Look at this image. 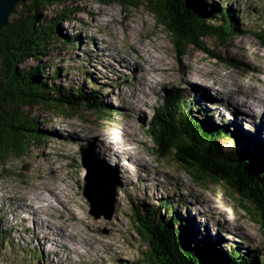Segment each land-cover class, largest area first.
Masks as SVG:
<instances>
[{
    "label": "rangeland",
    "instance_id": "1",
    "mask_svg": "<svg viewBox=\"0 0 264 264\" xmlns=\"http://www.w3.org/2000/svg\"><path fill=\"white\" fill-rule=\"evenodd\" d=\"M214 1L233 6L237 32L225 42L202 37L214 54L191 45L182 56L144 6L103 0L47 5L48 18L77 7L60 22L62 33L75 36L77 45L49 47L40 60L47 63L46 73L60 68V82H82L77 68L84 66L92 81L87 87L95 84L103 104L113 108L103 115L87 110L61 117L43 105L29 108L52 133L43 145L0 160V264H18L35 250L43 254L42 264L136 262L151 245L132 219L135 204L158 206L165 198L193 217L194 235L222 233L227 242L241 243L243 250L258 247L264 254L262 216L254 205L246 201L244 210L231 197L218 196L224 185L198 182L174 156L162 155L152 130L159 104L181 93L210 107L216 113L210 120L233 123L264 145V49L256 36L245 33L264 29V0ZM37 61L29 58L23 65ZM105 147L114 160L106 158ZM119 155L138 161L130 170ZM105 179L113 189L112 209L99 195Z\"/></svg>",
    "mask_w": 264,
    "mask_h": 264
},
{
    "label": "trees",
    "instance_id": "2",
    "mask_svg": "<svg viewBox=\"0 0 264 264\" xmlns=\"http://www.w3.org/2000/svg\"><path fill=\"white\" fill-rule=\"evenodd\" d=\"M25 1L13 8L7 23L0 29V160L21 156L31 145H43L51 136L52 132L40 127L38 118L29 108L43 105L57 117L87 110L103 115L113 108L103 104L95 84L87 87L86 82L92 81L84 66L77 68L83 73L82 82L62 83L59 81L62 70L56 68L46 73L47 63L40 61L48 56L49 47L61 48L57 43L77 45L75 36L64 35L60 29L61 17L68 20L77 7L48 18L44 15L47 5L58 0ZM103 1L119 3L125 8L146 7L155 15L157 24L163 26L180 56L185 55L191 45L214 54L201 38L215 35L225 42L238 30L230 3L214 0ZM245 33L256 36L264 49V29H247ZM215 55L226 61L219 53ZM29 58L38 61L23 65ZM167 98L165 104H159V115L152 125L154 136L162 143V155L174 156L204 185L211 181L224 185L218 196L231 197L240 208L247 210L244 200H239L232 188L220 179H232L242 186L241 191L253 201L262 216L261 245L264 247L263 143L246 137L233 123L210 120L216 113L208 110V106L204 109L192 97L172 93ZM213 135L222 142V147ZM188 142L198 148L200 157L194 155L195 151L181 148ZM135 207L138 211L132 214L135 226L153 248L149 246L141 251L136 262L123 264H264V254L258 247L243 250L241 243L227 242L222 233L210 237L207 230H198L197 236L194 235L193 217L188 211L181 214L168 198L162 199L158 206L140 208L135 204ZM2 231L0 225V233ZM42 259L43 254L35 250L27 253L24 261L18 264H42Z\"/></svg>",
    "mask_w": 264,
    "mask_h": 264
},
{
    "label": "water",
    "instance_id": "3",
    "mask_svg": "<svg viewBox=\"0 0 264 264\" xmlns=\"http://www.w3.org/2000/svg\"><path fill=\"white\" fill-rule=\"evenodd\" d=\"M22 1H24V0H0V29L3 25H5L7 23L9 15L12 13V10L15 7V5L22 2ZM213 138H214L215 142L219 146L222 147L221 141L215 135H213ZM181 148L188 151V152L189 151H195L194 155L197 157H200V153L197 152L198 148H196V146H194V144H191L190 142L182 144ZM220 180L222 182H225L230 188H232V190L234 191V193L236 194V196L239 200H242V201L244 200L245 203H246V201H249L251 204L254 205L253 201L250 198H247L246 195H244V193L241 191L242 186L239 187V185L237 184L236 181H234L232 179L228 180L227 178H224V177H221ZM232 184H234V185H232ZM85 188H87V184H85ZM236 190H240V192H237ZM99 195H100V198L102 199V201L104 202V205L106 207H111V209H112L113 189H112L111 182H109V180L105 179V180L101 181ZM152 235H154V237H155V234L152 233ZM151 246H152V244H151ZM152 248H153V246H152Z\"/></svg>",
    "mask_w": 264,
    "mask_h": 264
},
{
    "label": "bare ground",
    "instance_id": "4",
    "mask_svg": "<svg viewBox=\"0 0 264 264\" xmlns=\"http://www.w3.org/2000/svg\"><path fill=\"white\" fill-rule=\"evenodd\" d=\"M25 1V0H24ZM24 1H22V2H24ZM22 2H20V3H22ZM20 3H18V4H20ZM17 5V4H16ZM15 5V6H16ZM249 97L251 96V95H248ZM261 101H263V102H260V104H264V98H262L261 99ZM264 127V126H263ZM97 148H98V146H97ZM106 148V147H105ZM99 149V148H98ZM115 151V150H114ZM106 154V158H108V159H113L114 160V156H113V154L112 153H110V151L106 148V150L104 151ZM116 152V151H115ZM119 157L122 159V157H123V159L125 158V161H126V163H124L123 161H122V164H124V166L126 167V165H128V169H130L131 170V167H132V164H133V161H138V158H136V156H131V155H127V156H120L119 155ZM142 161H144V159H141ZM144 163H145V161H144ZM108 164V163H107ZM126 164V165H125ZM96 165V164H95ZM95 167V166H94ZM43 187H45V188H47L46 186H43ZM24 198H26V197H24ZM28 199H31V201H32V197H28ZM27 202H28V200H27ZM33 202V201H32ZM36 204V203H35ZM22 212L25 214V217H27V216H29V212H27L25 209L23 210L22 209ZM26 212V213H25ZM23 214V215H24ZM48 223V222H47ZM52 227H54L55 228V226H53L51 223H49ZM39 225V224H38ZM42 226H43V224H41ZM46 227L47 226H44L43 227V229H46ZM57 229V228H56ZM62 228H60V226H59V229L58 230H61ZM49 232H51V231H44V233H46V234H48ZM46 234H44V235H46Z\"/></svg>",
    "mask_w": 264,
    "mask_h": 264
}]
</instances>
